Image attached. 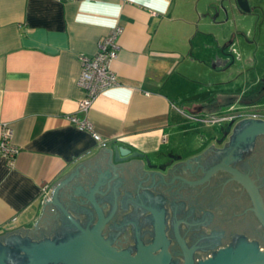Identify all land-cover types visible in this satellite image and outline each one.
Segmentation results:
<instances>
[{"label":"crops","instance_id":"1","mask_svg":"<svg viewBox=\"0 0 264 264\" xmlns=\"http://www.w3.org/2000/svg\"><path fill=\"white\" fill-rule=\"evenodd\" d=\"M241 14L247 12L236 0H0V136L7 124L18 148L12 166L0 157V239L34 229L52 184L80 163L83 176L74 175L70 187L89 185L86 169L95 170L115 145L162 165L180 155L169 144L171 129L185 119L236 110L239 91H212L221 81L207 77L225 70L222 57L233 60L226 51L231 30L251 24ZM116 26L122 31L111 69L118 83L84 115L79 55H94ZM71 115L87 116L107 145L79 129ZM112 157L108 162L120 167Z\"/></svg>","mask_w":264,"mask_h":264},{"label":"flooded vegetation","instance_id":"2","mask_svg":"<svg viewBox=\"0 0 264 264\" xmlns=\"http://www.w3.org/2000/svg\"><path fill=\"white\" fill-rule=\"evenodd\" d=\"M262 98L264 84L242 99L246 109L222 111L225 127L202 151L177 155L160 169L137 167L128 187L117 180L87 192L61 187L59 205L73 219L47 203L54 210L44 226L0 240V264H125L98 243L133 259L161 256L166 264H201L243 243L264 251V130L245 132L264 123V109L255 107ZM99 220L100 241L89 240L79 227L92 231Z\"/></svg>","mask_w":264,"mask_h":264},{"label":"rangeland","instance_id":"3","mask_svg":"<svg viewBox=\"0 0 264 264\" xmlns=\"http://www.w3.org/2000/svg\"><path fill=\"white\" fill-rule=\"evenodd\" d=\"M251 2V10L245 14L246 16L241 14V16L244 15L243 17H249L251 24L240 27L241 30L234 27L230 33L232 43L226 47V51L230 52L233 60L230 57H222L220 61L225 63V70L207 77V80L221 81L220 84L210 86L212 91L219 90L226 93L238 90L237 94L241 101L260 91L262 84H264V0H251ZM243 21L241 20L242 24ZM230 59L232 62H227ZM234 99L236 97H233ZM246 105V102H241L237 107L246 109ZM255 107L264 109V98ZM223 113L209 112L206 115L220 116ZM225 123V120L211 122L200 118L191 121L185 119L179 126L171 129L169 144L172 148L175 147V154H184L193 148H198L203 143L204 138L221 134ZM163 158L165 157L162 156ZM77 181L73 182L79 184L80 181Z\"/></svg>","mask_w":264,"mask_h":264},{"label":"water","instance_id":"4","mask_svg":"<svg viewBox=\"0 0 264 264\" xmlns=\"http://www.w3.org/2000/svg\"><path fill=\"white\" fill-rule=\"evenodd\" d=\"M236 5L242 12H249L251 10L248 0H236ZM260 130H264V123H254L253 125L248 127L245 130V132L249 133V132H255V131H260ZM215 138L217 137L214 136V137L204 138L203 143H201V145L198 148L190 150L184 154H181L177 158L178 159L185 158L187 156L199 153L200 151L203 150L207 142L215 140ZM103 153L105 154V156L101 157V160L97 159L95 162V167H94L96 168L95 170H91L89 168L86 169V173L91 174L90 184L89 185L84 184L83 186L81 185L76 186V184L75 185L72 184V187L73 186L75 187L74 190L76 192H78L80 189H83L84 192H87V190L90 189V187L92 189H95L97 186L105 187L108 184H111V183L113 184L114 180L118 181V186L128 187L130 184L129 176H136L137 174L135 173L134 169L144 164V161L142 160V158H144L145 163L148 168H154V169L159 168L160 169L158 165L152 164L150 159L148 157H145L143 153L139 151H132L130 148H127L124 146L115 145L111 148V151L110 149H107V151H104ZM110 153H112L113 155L112 159L114 162L121 163V164H118L120 165V167H115L111 164V162L110 163L108 162ZM139 158L141 159L140 161L133 160V159H139ZM130 160H133V161L129 163L128 161ZM122 162H127V163L124 164ZM169 164L170 162L166 163L165 165L168 166ZM78 166H82V169L84 172L85 167L82 165V163H80ZM77 167L75 171L72 169L71 173L68 174L65 179H62L60 181H55L52 184L53 188H51L52 189V192L50 195L51 197L50 199L45 200V203H43L42 213H41V216L35 222V228L37 227L40 228L44 226L45 218L47 217V215H51L52 210H54L52 206L47 205V203L54 202L59 205V201L57 198L59 189L63 187L64 184H67V187H68V183H69L68 181L74 175L76 176L81 175V174H78L79 168ZM142 170L146 171L143 168ZM252 192L256 196V199H259V196L257 195V192L254 187H253ZM89 198L93 199L92 195H89ZM94 205L97 207L95 203ZM59 206L63 209L66 216H68L70 219H73L72 216L64 209V207H62L61 204ZM261 212H264V211H262L261 209ZM99 216L101 218L100 212H99ZM101 225H102V220H99L95 229L92 231L84 230L81 227L79 228L82 230L83 233H85L84 234L85 237L88 238L89 240L95 238L96 241H100L98 240V236H99V232L101 229ZM92 235L94 237H91ZM35 247L40 248V246H35ZM96 247L100 249L106 248L108 251V254L112 256V259L114 262L122 261L125 264H166L165 263L166 260L161 256L160 257L150 256L148 253H145L144 255H141L139 259H133V258L128 257L127 255L116 253L106 244L98 243ZM55 248L57 249L58 246H56ZM201 264H264V251H258V249L254 247L253 245L248 244V243H243V245L240 248H237L236 250L232 248H226L225 250H221L215 256L201 262Z\"/></svg>","mask_w":264,"mask_h":264},{"label":"built area","instance_id":"5","mask_svg":"<svg viewBox=\"0 0 264 264\" xmlns=\"http://www.w3.org/2000/svg\"><path fill=\"white\" fill-rule=\"evenodd\" d=\"M121 31L122 28L120 26L114 27L110 33L98 42V48L94 55H79L81 68L76 83L84 94L78 102V110L83 112L84 115H87L89 108L100 93L118 83L116 75L111 69V62L117 56V38ZM68 118L79 129L90 132L101 147L107 145V140L94 131L93 125L87 116L78 118L75 115H71ZM199 118L210 120L211 122H219L228 119V116L227 114L220 116L204 115ZM11 138L12 129L7 124H4L0 136V157L5 159L10 166L14 164L18 154V148L12 143Z\"/></svg>","mask_w":264,"mask_h":264}]
</instances>
